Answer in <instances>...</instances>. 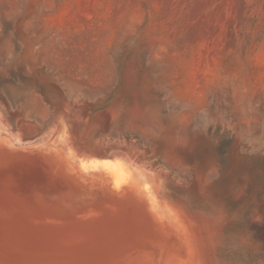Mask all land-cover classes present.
I'll use <instances>...</instances> for the list:
<instances>
[{
  "label": "rangeland",
  "instance_id": "1",
  "mask_svg": "<svg viewBox=\"0 0 264 264\" xmlns=\"http://www.w3.org/2000/svg\"><path fill=\"white\" fill-rule=\"evenodd\" d=\"M55 109L156 174L167 233L127 264H264V0H0V129L41 142Z\"/></svg>",
  "mask_w": 264,
  "mask_h": 264
},
{
  "label": "water",
  "instance_id": "2",
  "mask_svg": "<svg viewBox=\"0 0 264 264\" xmlns=\"http://www.w3.org/2000/svg\"><path fill=\"white\" fill-rule=\"evenodd\" d=\"M61 131L21 143L0 129V264H127L151 252L167 231L145 181L116 190Z\"/></svg>",
  "mask_w": 264,
  "mask_h": 264
},
{
  "label": "flooded vegetation",
  "instance_id": "3",
  "mask_svg": "<svg viewBox=\"0 0 264 264\" xmlns=\"http://www.w3.org/2000/svg\"><path fill=\"white\" fill-rule=\"evenodd\" d=\"M98 111L95 112V108L90 111L88 118V121H90V124L88 125V130L81 132V141L83 142H90L91 140L94 139V141L97 139L98 141H104L103 137L107 134L110 133L109 131H103L102 132V127H104V119L100 116H97ZM70 114V112H69ZM55 116L57 117L56 120H58V125L60 123L63 124L62 126V131H61V141L64 143L67 140H72L74 138V135L72 133L73 129L70 127L67 123L66 120H69L68 113L66 111L62 110H57L55 109ZM86 121V122H88ZM95 136V138H93ZM92 138V139H91ZM115 140V139H114ZM73 141V140H72ZM77 151L81 154H84L82 150H79L77 147H75ZM73 153V152H71ZM83 162L89 163V166L91 167L90 169L94 170H103L107 171V166L108 163H115L123 160L124 164V169L126 173L128 174L129 177H138L142 180L145 181L146 187L145 191L149 194L152 200V196L155 193V180H156V174L137 165L134 164L133 162L123 158V157H103V156H98V155H89L87 156L84 154L83 157H81ZM95 164V165H94Z\"/></svg>",
  "mask_w": 264,
  "mask_h": 264
},
{
  "label": "crops",
  "instance_id": "4",
  "mask_svg": "<svg viewBox=\"0 0 264 264\" xmlns=\"http://www.w3.org/2000/svg\"><path fill=\"white\" fill-rule=\"evenodd\" d=\"M59 126H63V124H62V123H60V124H59ZM67 141L71 142V139H70V140H67ZM67 141H66V142H67ZM94 165H95V164H94Z\"/></svg>",
  "mask_w": 264,
  "mask_h": 264
}]
</instances>
